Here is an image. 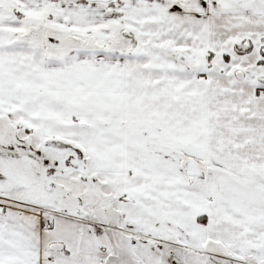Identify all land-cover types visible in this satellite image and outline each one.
Returning <instances> with one entry per match:
<instances>
[{
    "label": "snow or ice",
    "instance_id": "obj_1",
    "mask_svg": "<svg viewBox=\"0 0 264 264\" xmlns=\"http://www.w3.org/2000/svg\"><path fill=\"white\" fill-rule=\"evenodd\" d=\"M0 264H264V0H0Z\"/></svg>",
    "mask_w": 264,
    "mask_h": 264
}]
</instances>
